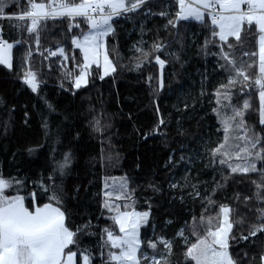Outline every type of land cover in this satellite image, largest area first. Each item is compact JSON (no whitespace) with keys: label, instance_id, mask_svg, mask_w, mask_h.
I'll return each instance as SVG.
<instances>
[{"label":"snow or ice","instance_id":"obj_1","mask_svg":"<svg viewBox=\"0 0 264 264\" xmlns=\"http://www.w3.org/2000/svg\"><path fill=\"white\" fill-rule=\"evenodd\" d=\"M14 7L17 12L11 11ZM115 18L138 30L130 49L131 70L140 72L148 64L158 68L145 77L152 116L134 125L133 132L144 143L158 141L162 152L146 166L136 162L140 183L127 173L105 175L101 190L93 194L94 181L84 182L95 175L91 169L119 161V153L111 151V119L102 107L73 110L41 94L46 83L31 66L32 44L43 60L59 61L58 95L74 99L117 72L108 47V38L116 36ZM154 19L165 23L149 28ZM0 20L16 21L12 27L32 41H23L28 50L17 79L36 103L24 104L21 121L31 130L35 120L41 133L39 140H24L15 151L0 144V264H174L181 241L185 264H264V0H174V5L172 0H0ZM64 20L69 48L79 50V59L61 43L40 51L41 32L49 22ZM191 22L208 33L202 43L187 31ZM77 29L79 34H73ZM242 34L255 37L256 51L243 49ZM193 45L197 57H215L225 79L210 94L202 88L197 96H178L173 111L165 113L160 106L164 70L183 68ZM14 46L0 28V65L8 72L13 71ZM201 77L202 84L208 80L207 69ZM207 95L216 130L223 133L218 142L202 130L200 120L192 127L193 114ZM254 99L260 131L248 123ZM16 110L15 105L8 109L0 137L8 136ZM81 129L99 136L102 144L106 140L108 154L102 148L99 158L86 156L78 147ZM5 164L13 170L7 175ZM209 171L211 181L202 180ZM252 174L258 179L248 182L251 194L234 190L226 202L218 201L236 176ZM93 239L95 244L85 243Z\"/></svg>","mask_w":264,"mask_h":264},{"label":"trees","instance_id":"obj_2","mask_svg":"<svg viewBox=\"0 0 264 264\" xmlns=\"http://www.w3.org/2000/svg\"><path fill=\"white\" fill-rule=\"evenodd\" d=\"M8 2L11 4L12 0H8ZM172 2L174 5V0ZM172 10H175L174 6ZM11 11L17 12L18 9L14 7ZM15 23L16 21L0 20V28L3 29V38L9 40V42H13L15 45L13 48V71L8 72V70L0 65V131H2V121L9 118L8 109L13 105L17 109L12 114L14 120L12 127L9 129L8 136L6 138L0 137V144H6L12 151H15L24 140L35 141L41 138V133L35 120L33 121L31 130L25 129L22 126L21 117L24 104L28 102L36 103V100L30 90L26 89L17 79V76L25 68L23 57L28 50L27 45L23 41L29 40V38L26 33L22 35L12 27ZM67 23V20L57 21L55 23L49 22L47 30L41 32L40 51H43L45 48L55 50L57 43H61L69 49L70 55L74 54L79 59V50L73 51L69 48L70 34L67 32ZM163 23H165L164 20L154 19L148 23V27L152 28L153 25L160 26ZM114 27L116 28V36L108 38V47L110 59L117 65V72L114 77H106L105 81L97 80L94 88L80 90L74 99L58 95L56 82L60 73V69L57 67L59 61H55L54 59L50 61L43 60V57L36 53L34 43L32 44L34 55L31 57V66L34 70L41 73L40 79L46 83V86L42 85L41 94H48L49 98L53 100L59 99L63 107L71 106L73 110L77 108L81 110L87 109L90 105H95L97 109L102 107L111 119V123L113 124L112 133H115L111 141V151L113 154L116 152L119 153V161L115 166L110 165L107 168L96 166L91 169L95 175L88 176L84 182L87 184L89 180L94 181L90 187V192L93 194L101 190V177L105 175L122 176L127 173L129 176L136 178L137 183H140L141 180L139 177L142 173L136 170V162L143 160L146 166L152 163L154 159H159L162 152L158 141L149 140L147 143H144L143 141L137 140L133 132L134 125L139 127L142 124L148 123L149 118L152 116V97L145 77L149 74L155 75L158 68L153 66V64H148L140 72L131 70L130 58L134 54L130 49L134 40L139 39L138 30L137 32H133L132 24L123 18H117ZM81 28L83 30L87 29L84 24H81ZM187 31L198 34L195 37L197 43H202L204 36L208 34L202 31V26L196 22L188 24ZM79 32L80 29H77L73 34H78ZM242 36L243 49L245 51H256L257 44L255 37L250 34H242ZM16 41H22V43L16 45ZM29 43H32V41L29 40ZM213 51L215 50L213 49ZM187 61L183 68H180L178 65H169L164 70L166 87L165 91L160 94V106L165 113L173 111V105L177 103L178 96L181 100L188 94L197 96L202 88L206 93L210 94L214 87L225 79V76L215 67V57L209 56L207 60L203 57H197L195 45L190 49ZM49 64L52 66L51 72L48 70ZM205 69H207L208 80L202 84L201 73L205 72ZM93 71L95 74V68ZM211 99V96L207 95L203 100V107H197L196 113L193 114L194 120L192 121V127L196 126V120H200L202 130L205 133H210L211 139L214 142H218L222 140L223 133L222 131L217 132L216 130L219 125L214 114L211 112V108L214 106V104L210 103ZM253 103L254 111L248 123L257 125L255 130L260 131L258 114L255 112L257 105L255 99ZM129 113L133 116L132 120L128 119ZM201 118L203 119L201 120ZM81 134L83 138L79 142L78 147L86 156L99 158L102 148L105 150V154H108L109 145L106 140L102 144L99 136L90 134L86 129H81ZM205 139H208L207 135ZM3 160L4 157L0 155V161ZM38 165L39 160L37 159L32 166L38 167ZM4 171L7 175L13 170L5 164ZM201 179L211 181L212 173L210 171L206 172L201 176ZM217 179H219V176H217ZM252 179H258V177L254 174L246 177L236 176L231 181L227 192L217 197L218 201L226 202L224 201V197L231 196L234 190L251 194L252 186L248 182ZM138 196L141 197L138 203V207H140L142 205V194H138ZM92 203L94 204L95 201H92ZM200 210L197 204L194 208L195 214L198 215ZM184 215L185 218L191 219L187 213ZM171 231L170 229L169 234H171ZM191 239L194 240V237H191ZM85 243L95 244L96 241L93 239L91 241H85ZM183 251L184 247L181 241L176 248V255L173 257L174 264H176L177 260L179 264H185L182 256Z\"/></svg>","mask_w":264,"mask_h":264},{"label":"rangeland","instance_id":"obj_3","mask_svg":"<svg viewBox=\"0 0 264 264\" xmlns=\"http://www.w3.org/2000/svg\"><path fill=\"white\" fill-rule=\"evenodd\" d=\"M86 30H87V29H86ZM86 30H85V31H86ZM78 34H79V33H78ZM257 48H258V45H257ZM113 177H120V176H113Z\"/></svg>","mask_w":264,"mask_h":264},{"label":"built area","instance_id":"obj_4","mask_svg":"<svg viewBox=\"0 0 264 264\" xmlns=\"http://www.w3.org/2000/svg\"><path fill=\"white\" fill-rule=\"evenodd\" d=\"M117 18H115V20H116Z\"/></svg>","mask_w":264,"mask_h":264}]
</instances>
